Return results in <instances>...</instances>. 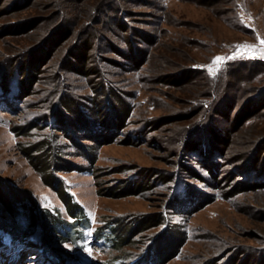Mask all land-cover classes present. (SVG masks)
<instances>
[{
	"label": "rangeland",
	"instance_id": "1",
	"mask_svg": "<svg viewBox=\"0 0 264 264\" xmlns=\"http://www.w3.org/2000/svg\"><path fill=\"white\" fill-rule=\"evenodd\" d=\"M1 79L0 264H264V0H0Z\"/></svg>",
	"mask_w": 264,
	"mask_h": 264
},
{
	"label": "trees",
	"instance_id": "2",
	"mask_svg": "<svg viewBox=\"0 0 264 264\" xmlns=\"http://www.w3.org/2000/svg\"><path fill=\"white\" fill-rule=\"evenodd\" d=\"M74 58V57H73ZM76 58V57H75ZM77 59V58H76ZM75 59V60H76ZM98 73H100V75L102 76L103 74H102V72H96V74H98ZM101 79H102V82L100 83L101 84V90H100V93L98 94L99 95V98H97V102H93L94 100H96V98L95 99H91V102H89V103H87V104H91V105H93V108H95V109H90V108H88V110H90V111H92L93 113L95 112H97V114H98V112L101 114V112H102V110H100L102 107L103 108H106L107 106H109V108L110 109H112L113 107H111V105L113 104V102L117 105V108L118 109H120V116L119 117H117L116 118V121L113 123V126H116L117 128H124V126H125V124H126V122H127V120H128V118H129V116H130V108H129V105L124 101V99L122 98V96L118 93V91L115 89V88H112L110 85H109V81H107L104 77H101ZM1 81H2V83H0V91L3 93V94H5L6 95V97H7V99L9 100V97H8V86H9V84L7 85V83H6V80L4 81L3 79H1ZM17 81V80H16ZM105 81V82H104ZM17 83V82H16ZM14 85V84H13ZM15 86V87H14ZM14 86H12L11 85V87H13V89H14V94H19L20 93V86H19V83H17V85H14ZM60 83H59V85H58V88H60ZM28 88H30V87H28ZM57 90H59V92H61L60 91V89H57ZM1 93V94H2ZM14 94H12V96H10L11 98L14 96V98H15V95ZM60 94V93H59ZM65 96H66V102H65V104H61V106H62V108L63 109H69V108H75L74 110H76V102L74 101V99H73V97H71V95H67V94H65ZM68 100H69V102H71V105H67V103H68ZM65 105H67V107H69V108H67ZM79 106V104H78V101H77V107ZM89 111V112H90ZM116 111H118L117 109H116ZM76 114H77V110H76V112H75ZM102 115V114H101ZM97 118H98V123L100 124V126H102V125H105L106 127H107V125L105 124V121H101V117L100 116H98L97 115ZM85 119V118H84ZM53 120V122H55L54 121V119H52ZM102 120H104V119H102ZM62 122H63V120H61ZM83 121H85V120H83ZM60 122V121H59ZM61 123V122H60ZM117 123V124H116ZM54 124V123H53ZM84 124V123H83ZM79 127H80V124H79ZM60 128H63V125L62 124H60V127H58V129H60ZM138 132V131H137ZM58 142H56L55 141V138H50V140H48V141H46L45 142V144H43L42 145V147L40 146L38 149H39V151L38 152H43L44 151V149L46 150L47 149V151H48V153L45 155L46 156V158H47V156H49L50 158H51V160H50V162H52V164H51V166H49V168L51 169H53L52 170V173H50V172H48L49 174H52V178H53V185H55V184H57L58 185V187H62V183H63V180L60 178V176L58 177V172L60 171V170H64V169H56L55 168V165L56 164H60V163H62V161H61V159H60V157H59V153H61L59 150H61V149H59L58 147H55V146H57L56 144H57ZM213 143V142H212ZM211 143V144H212ZM59 144V143H58ZM205 145H206V147H208L207 145H210L209 144V141H207L206 143H205ZM60 147V146H59ZM36 149V148H35ZM190 150H191V152L190 153H192V154H196V152L197 151H194V150H192L191 148H190ZM29 152H33L34 151V148L33 149H29L28 150ZM213 151H215L214 152V156L215 157H219L222 153H223V151H222V149L220 150V149H218V148H216V149H214ZM43 157V156H42ZM41 157V158H42ZM40 159V158H39ZM212 168H210L209 169V171L210 172H213V170L214 171H218V166H211ZM56 169V170H55ZM216 169V170H215ZM64 188V187H63ZM62 194V196H63V199L65 200V203L67 204V208H69V211H70V214H71V216H72V218L73 219H78V218H81L80 219V222H82L83 220H82V218L84 219V220H86V216H84V214H83V210H82V208H80L73 200H72V198L68 195V193H64V192H62L61 193ZM189 201V199L187 200V199H182V201L181 202H178L177 204L178 205H180V206H184L187 202ZM72 202H74L75 204H73ZM183 210H184V207H183ZM56 222L58 221L57 219H54ZM82 220V221H81ZM86 222L88 223V219L85 221V224H86ZM75 225H77V223H75ZM12 238H13V240H15V239H17L18 237H20L21 235H18L17 233L16 234H14V233H12V232H10V234H9ZM48 249V248H47ZM59 259H61V258H59ZM64 259V258H63ZM62 260V259H61ZM67 264H69L68 262H66ZM63 264V263H62ZM65 264V263H64Z\"/></svg>",
	"mask_w": 264,
	"mask_h": 264
},
{
	"label": "snow or ice",
	"instance_id": "3",
	"mask_svg": "<svg viewBox=\"0 0 264 264\" xmlns=\"http://www.w3.org/2000/svg\"><path fill=\"white\" fill-rule=\"evenodd\" d=\"M220 59H221V58H217V61H219ZM214 63H215V62H214ZM64 247L67 248V247H69V245L66 244V245H64Z\"/></svg>",
	"mask_w": 264,
	"mask_h": 264
}]
</instances>
